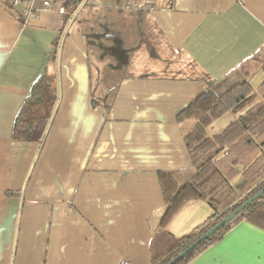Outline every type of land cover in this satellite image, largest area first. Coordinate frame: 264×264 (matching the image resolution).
<instances>
[{"label":"crops","instance_id":"1","mask_svg":"<svg viewBox=\"0 0 264 264\" xmlns=\"http://www.w3.org/2000/svg\"><path fill=\"white\" fill-rule=\"evenodd\" d=\"M42 1L25 23L0 0V264H150L211 215L192 201L161 228L157 174L196 173L191 101L264 79L238 71L264 61V0H81L63 40L68 0ZM188 264H264V207Z\"/></svg>","mask_w":264,"mask_h":264},{"label":"trees","instance_id":"2","mask_svg":"<svg viewBox=\"0 0 264 264\" xmlns=\"http://www.w3.org/2000/svg\"><path fill=\"white\" fill-rule=\"evenodd\" d=\"M81 4V0H68L65 3L67 18L72 17ZM238 71L245 77L257 71L264 73V61L249 58L239 65ZM50 97L52 102L57 99L56 94ZM228 116L233 118L213 132V123ZM186 120L194 123L184 136V143L196 173L183 185L170 173L157 174L164 201L159 226L164 229L183 206L192 201L205 202L211 215L188 235L174 239L150 264H167L173 260L264 187V79L256 89L243 81L221 94L213 89L203 91L176 115V122ZM46 125L35 124L21 133L27 140L41 141ZM238 177L241 180L234 186ZM258 207H264V194L174 264H188Z\"/></svg>","mask_w":264,"mask_h":264},{"label":"water","instance_id":"3","mask_svg":"<svg viewBox=\"0 0 264 264\" xmlns=\"http://www.w3.org/2000/svg\"><path fill=\"white\" fill-rule=\"evenodd\" d=\"M83 4L79 7V9L73 14L71 19L69 20L67 28H66V30H65V32L63 34L62 40L64 39V37H65V35L67 33V29L73 23L74 19L77 17V14H78L79 10L81 9V7L83 6ZM263 194H264V187L262 189H260L258 192H256L253 196L248 198L246 201H244L239 207H237L234 211H232L224 219L219 221L208 232H206L199 239H197L195 242H193L189 247H187L185 250H183L179 255H177L173 260H171L167 264H174L176 261H178L179 259H181L184 256H186V254L189 253L191 250H193L198 244H200L204 240L208 239L213 233H215L217 230H219L221 227H223L226 223L231 221L237 214H239L242 210H244L247 206L252 204L256 199H258Z\"/></svg>","mask_w":264,"mask_h":264},{"label":"built area","instance_id":"4","mask_svg":"<svg viewBox=\"0 0 264 264\" xmlns=\"http://www.w3.org/2000/svg\"><path fill=\"white\" fill-rule=\"evenodd\" d=\"M34 0H12V6L17 7L19 5H23V21L28 23L37 19V12L33 8ZM51 9L50 2L47 0H43L41 2V12H48ZM59 14H64V10L62 8L59 9Z\"/></svg>","mask_w":264,"mask_h":264},{"label":"rangeland","instance_id":"5","mask_svg":"<svg viewBox=\"0 0 264 264\" xmlns=\"http://www.w3.org/2000/svg\"><path fill=\"white\" fill-rule=\"evenodd\" d=\"M251 84H252V87H253V89H255V87L257 86V84L258 83H255V82H251ZM233 86V85H232ZM232 86H230V87H232ZM229 87V88H230ZM228 88V89H229ZM227 89V90H228ZM226 91V90H225ZM225 91H223V92H225ZM223 92H221V93H223ZM221 93H219V94H221ZM41 104L42 103H38V105L37 106H35V107H31L30 109H29V111L30 110H32V111H34V112H38V106H41ZM29 113V112H28ZM33 113V112H32ZM34 114V113H33ZM33 114H31V115H33ZM38 115V114H37ZM22 116H24V114L22 115ZM21 116V117H22ZM27 116H28V114H27ZM231 118H233L232 116H231ZM227 122V117H224V118H221V119H219V120H217V121H215L214 123H213V125H212V131L213 132H215V131H217L219 128H221L225 123ZM240 177H238L234 182H233V185L234 186H236L239 182H240Z\"/></svg>","mask_w":264,"mask_h":264}]
</instances>
